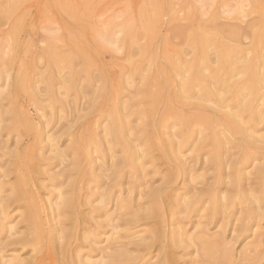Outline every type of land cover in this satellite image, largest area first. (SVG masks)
Segmentation results:
<instances>
[{"label": "rangeland", "instance_id": "1", "mask_svg": "<svg viewBox=\"0 0 264 264\" xmlns=\"http://www.w3.org/2000/svg\"><path fill=\"white\" fill-rule=\"evenodd\" d=\"M258 33L264 38V0H0V104L9 109L8 115L12 116L13 123L10 134L3 129L1 134L3 138L5 136L12 140L13 154L10 158H15L13 167L10 166V177L5 179L10 178L13 185H28L38 209L34 216L44 224V232L50 225L58 227L55 203H58L59 192L71 182L79 186V203L71 210L74 213L72 215L77 216L78 227L65 224L70 231L66 237L60 238L63 242L58 238L50 243L42 237V243L38 244L34 228L31 226L28 229L22 220L23 215H32L30 208L24 200L13 199L12 224L17 235L22 234L27 241V245H22L24 248L14 245L13 250L7 252L17 257L11 264H18L20 259L36 262L39 258L42 264H60L63 257L69 256L72 264H107L101 253L105 246L107 248L104 250L109 251L118 242L125 243L128 248V257L123 264H157L161 257L159 251L162 240L153 234L162 233L163 236L175 228V225H167L169 217L166 215L165 201L168 203V199L161 201L163 209L160 212L163 211L164 222L158 223L155 214H151V217L148 215V219L143 217L147 220H131L127 214L128 217L121 215V218L114 204L117 197L139 200L141 192L151 187L168 186L171 192L178 193L184 185L201 187L206 183L217 185L223 190L230 185L264 188V173L262 176L258 173L260 167L264 168V141L259 138L264 133V111L259 117L248 118L243 114L240 119L249 138L255 140L249 148L239 144L240 138L225 123L217 126V137L222 141L223 148L218 166L212 159L206 160L204 157L209 155L207 148L210 146L193 151L198 141L195 135L185 140L174 139L179 146L171 155L183 164H189L188 177L187 174L183 175L182 170H171L167 162L168 155L162 156L157 146H154L151 153L134 162L135 165L142 164L147 171L146 177L136 179L134 185H129L128 180L134 179L128 178L131 168L125 167L124 173L127 175L122 185L112 186L110 201L105 206L98 199L103 188L92 187V193L86 185L85 170L88 164L83 159V156H97L92 143L94 135L100 142L98 146L103 147V152L107 154L102 158L96 157L97 162L107 166L113 160L110 151L105 149L110 142L105 145L102 136V126L108 123L110 111L119 113L126 123L125 135L113 141L114 144L111 143L114 147L112 152L123 157L126 154L122 145L129 140L132 143L139 141L136 126L143 124L145 119H159L168 105L167 99L178 94L184 74L183 71L181 74L174 73L168 66L170 60L201 59L211 68H218L221 74L230 67L235 75L233 79H240V72L248 66L263 70L264 47L256 44ZM221 45L227 46L225 52L229 62L220 63L218 60ZM159 63H164L166 70L169 69L168 76L163 75L167 72H163L156 77V65ZM138 64L144 69L142 72H135L134 67ZM143 72L147 76L144 82L147 90L140 94ZM157 79L160 94L153 92V81ZM164 80L170 82L164 83ZM232 90L227 87L222 93L223 97L229 99L223 103L226 108H219L211 101L200 104L206 105L208 109L217 108L223 113L228 108L235 110L240 101L237 98L230 99ZM157 93L159 95L154 104L152 100ZM192 94L196 95L197 92L193 90ZM175 102L174 106L178 107L180 104ZM259 107L264 109V105ZM60 124H64V127L52 135L55 138L50 135V141H47L48 133ZM171 125L167 127L165 123L157 135L145 131L151 140L154 138V142H158L155 145L161 146L168 141L165 132L172 130L174 125ZM38 131L42 134L41 139L34 140ZM56 141L59 146H54ZM143 145L140 148H144ZM55 149H61L64 159L61 154L58 156L53 153ZM73 149L77 150L76 154ZM5 158L8 160L7 156ZM75 158L78 159L77 166L70 165V160ZM93 165L96 167L95 163ZM56 168L58 172L63 169L68 171L70 177L66 183L61 184L64 178L57 175ZM170 172L173 173L172 178L169 177ZM231 195L236 199L249 196L242 190L231 192ZM262 196L264 192H254L249 197L254 200ZM144 205L153 207L151 203ZM226 211L230 216L223 220L237 222L239 210L230 207ZM116 214L120 221H117ZM125 217L128 221L123 220H127ZM114 221L118 225L117 229H114L116 224H112ZM189 226L185 224L188 232L191 231ZM208 227L211 231L217 229L213 224ZM259 228L264 229V218ZM253 229L258 228L254 226ZM143 237L146 238L144 242L140 241ZM251 239L252 236H248L246 240ZM143 244L148 245L142 247ZM146 247L149 248L146 250ZM239 248L238 243L234 244L232 252ZM168 250H171V264H198L193 262L196 255L191 246L186 249L176 246Z\"/></svg>", "mask_w": 264, "mask_h": 264}, {"label": "bare ground", "instance_id": "2", "mask_svg": "<svg viewBox=\"0 0 264 264\" xmlns=\"http://www.w3.org/2000/svg\"><path fill=\"white\" fill-rule=\"evenodd\" d=\"M6 8L7 7H5L4 9ZM10 11L12 13V10ZM10 11L8 13H10ZM6 16L9 15L6 13ZM257 37L258 40L256 44L264 47V38H262L259 33L257 34ZM226 48V45H221V48L218 50V60L220 63H224L229 60V56L225 52ZM170 61L168 66H170V69L174 73L179 74L181 71L184 72V74H182L183 76L181 77L182 79H179L181 82L178 87L179 92L178 94L171 95L169 99H167L168 105L166 106L163 113H159V119L149 121L143 118L145 119L143 120V124H136V128L138 130L137 134L139 135L137 140L139 141L134 138L137 143L129 142V140L126 141L124 145L121 144L124 147V152L126 154L124 155V157L118 156L115 154V152H112V149L114 151V147L112 146V144H114L113 141L115 142V140H117L118 138H122L125 135L124 133L127 132L125 131L126 123L122 121V117L119 115V113L117 114L114 111H110L107 117L108 123L102 126V136L106 141L105 145L109 142L110 144L112 143L111 146L110 144L109 146H105V149L110 151L109 154L113 159L111 160L109 165L104 166L103 162H97L96 157L100 156V158H102L107 154L103 152V147L100 148L98 146V143L100 142L94 135H92V143L95 145H93L95 148V151H93L96 152L95 154H97V156H83V159H85L88 164V169L85 170V175H87L86 185H88V189H91L92 193V187L95 188L96 186H100L101 188H103L102 192L98 195L99 201L102 202L101 204L104 203L103 206H105V204L107 202L109 203L110 201L109 194H111L110 191L112 186L122 185L121 183L123 182V178H125V176L127 175L126 172L124 173L125 167L128 166L131 168L129 171L131 174L127 175L128 178L134 179V181H129L127 179L129 185H134L136 183V179H142L146 177L147 171L145 170V168H143L142 164L135 165L134 162L140 159L139 157L144 158L145 154L151 153V149H155L154 146H157V151H159L162 156L168 155L167 162L172 167L171 170H182V173L184 175L187 174L190 167H188L189 164H183L181 160H179L177 157L174 158L171 155L172 152L176 151V147L179 146L175 143L176 140L174 139H178V141L185 140L195 135L198 141L195 144L193 151H201L205 149L206 146H210L209 148H207V152L209 153V155L206 154L204 155V157L206 160L212 159L216 166L220 164L223 155V148L221 146L222 141L218 139L216 132L217 126H219L220 124L225 123L227 125V128L238 135L241 140L239 144L242 147L249 148L255 141L249 138V134L244 130L245 127H243V122L240 119L243 118V114H246L248 118L253 116L259 117L260 113L264 111V109H260L259 107L264 105V68L260 71L259 69L252 68V66H248L245 70H242L240 72L242 76L240 79H233L235 75L230 71V67L227 68L229 70L221 74L219 73L218 68H211L206 61H202L201 59H190L184 61L178 59L176 61ZM232 62H234V60ZM163 64L159 63L156 65V77L159 76V73L161 74L169 70H166ZM134 70L135 72H142V70L144 69H142L141 64H138L134 67ZM167 74L168 72L165 74L163 73V75ZM141 76L143 77L142 79L144 81L143 85L140 88V94H144L147 90L144 87V85H146L144 82L147 80V76L144 72L143 74H141ZM165 81L167 83L170 82V80H164V83H166ZM153 82L155 86V90L153 89V92L155 91L154 93L158 92L160 94V83L158 79ZM227 87H231L233 89V95L230 99L237 98L236 100L240 101V104L235 107V110H230V108H228L229 110L223 113L217 110V108L208 109L206 105L200 104L203 101H211L214 104L216 103L217 107L219 108H226L224 107L225 105L223 103H226V101L229 99L223 97L222 93ZM193 90L197 92L196 95L192 94ZM158 93L154 96L152 102L156 100L155 98L159 95ZM192 99H196L197 101H193ZM175 101L180 104L178 107L174 106ZM98 102L100 101L98 100ZM155 102L156 101H154V104ZM226 106H229V104ZM96 109L98 108L96 107ZM153 111H155V109ZM8 113L9 109L0 104V168H3L0 171V264H11L12 261H15L14 259H16L17 257L14 255H9L10 253H7L8 251L11 252L13 250L14 245H27V241L23 238V236H21L22 234L20 235V233H18L19 236L17 235V232L14 229V224H12V204L17 199L24 200L28 205V208H30L32 212V215H23L22 220L26 223V227L28 229H30L31 226L34 228L36 233V236L34 237L38 239V244L42 243V237L46 239L45 241H48L50 243H54V241L58 238L60 241V238L66 237V235L70 231V229H68V226L66 225H71L74 228L78 227L77 216H74L72 215L74 213H71V210L76 208V203H79V186L77 187V185H74V182H71L70 185H66L63 191H60L58 194V200H56L58 201V203H55V210H57L56 214L58 216V227L50 225L46 229V232H44V224L40 222L38 217L34 216V213L38 209H36L37 207L34 195L31 193V191L28 190V185H13L10 181V178L5 179V177H10V166L12 165L13 167V160L15 159L14 158L13 160H11L10 158L13 154L11 148L12 140L8 139V137L5 136L3 138L1 134L2 129L8 131V134H10V131L12 129V116H9ZM165 123L167 127L172 126L171 124H173L177 127V129H173L174 126L172 127L171 131L167 129V131L169 132H165L166 135L168 134V141L166 142V144L160 143L162 144L161 146L155 145L158 142L156 141L155 143L154 138L153 140H151V136L148 133L150 132L156 135L159 134L161 127H163ZM28 125H30V123ZM63 125L64 124H60L58 127H56V129L52 130L50 134L48 133L47 141H50L48 137L61 130V128L64 127ZM129 133L130 132H128V134ZM131 134H133L132 131ZM134 135H136V133ZM40 136H42V134L38 131V134L34 136V140L38 138L41 139ZM107 138L110 139V141ZM259 138L264 141V133ZM80 140L83 139L81 138ZM151 141L153 142L150 143ZM159 141L162 142L161 140ZM57 143L58 141L55 142L54 146H59L57 145ZM141 144H144L145 147L140 148ZM73 150H75L74 153L77 151L76 149ZM54 151L55 152L53 153L57 155L61 154L62 156L64 154L61 153V149L60 151L59 149L58 151L56 149ZM85 151H87V149ZM6 156L8 157V160L7 158H5ZM193 160L195 161L196 159ZM65 162L66 161H64V163ZM91 162L92 166L90 165ZM76 163H78V159L75 158L70 160V165H75ZM94 163L96 164V167H94ZM18 170L19 169H17V171ZM58 173L57 175H60L62 178H64V181L61 179L63 181L61 182V184H63L65 181L67 182L68 178L70 177L68 171L63 169ZM258 173L262 176L264 173V168L260 167ZM172 174L173 173L170 172L169 177L172 178ZM202 185L203 186L201 187H199L200 185H184L182 190L178 193L171 192L172 189L168 186L166 188L151 187L146 192H141V198H139V196L137 195L139 200L124 198L120 199L119 197H117L116 203L114 204L115 208H118L120 217L121 215L127 214L131 216V220H139V218L140 220L141 218L142 220H144L145 218L143 217H147L148 219V215H150L151 217V214H155L159 219L158 223H163L164 214H162L163 211L160 212V210L163 209V199H168V203H166L165 201V204L167 205V207L165 208L166 215L167 218L169 217L167 225H175V228L171 229L169 232H166L163 236L162 233L153 234L160 237V239L162 240V245L159 251V256L161 257L157 260V264H171V250L168 249L176 246L182 247V249H186L189 246L193 247V252H195L196 255L193 262L198 264H264V229L261 230L259 228L260 221L264 218V196L255 198L254 200L249 197L254 192H264V188H253L251 186L242 188L230 185L228 186V188L223 190L217 185L207 183L205 185ZM241 190L242 193L246 192L249 196L241 199H236L233 195H231V192H241ZM92 193L89 192L90 195ZM143 195L144 199L142 198ZM14 198L15 200H13ZM112 198L114 199V197ZM150 203L153 204V207L151 208H148L144 205ZM158 206H160V208H158ZM230 207H236V210H239V215L236 218L237 222L232 221L230 223L229 220H223L226 217L228 218L230 216V213H227L226 211ZM36 214L37 213H35V215ZM127 215L126 217H128ZM55 218L57 219V217ZM116 218L118 219V216ZM123 220L128 221V219ZM55 221L57 222V220ZM117 221L120 220L118 219ZM179 221L182 222L181 225L178 224ZM186 223L190 225V232H188V230L186 231ZM112 224L114 226L116 222H112ZM210 224L216 226L217 229L211 231L208 227ZM117 226L118 225L116 224V226H114V229H117ZM254 226H256V228L258 229H253ZM45 234H48V236H46ZM27 235L29 236V234ZM248 236H252V239L246 240ZM141 239L140 241L143 242L146 240V238L144 237ZM236 243H238V246H240V248L238 249V251L232 252V246ZM118 244L120 245L117 247ZM118 244L115 245L114 248L112 247V249H110L109 251H105L104 249L107 247H104L101 255L103 260L106 259L107 264H123L124 260L127 259L128 248L126 247V244L119 242ZM146 245L148 244H143L142 247ZM22 248L24 247L22 246ZM38 248L41 252V247L39 246ZM148 248L149 247H146V250ZM69 258H60L61 260L60 262H58L62 264V261H64L63 264H72V262L70 263ZM80 262L81 261H79V263ZM18 264H42V259L39 258L36 262L30 259H20L18 261Z\"/></svg>", "mask_w": 264, "mask_h": 264}]
</instances>
